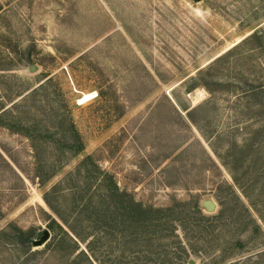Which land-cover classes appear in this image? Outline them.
I'll return each mask as SVG.
<instances>
[{"label":"rangeland","instance_id":"obj_1","mask_svg":"<svg viewBox=\"0 0 264 264\" xmlns=\"http://www.w3.org/2000/svg\"><path fill=\"white\" fill-rule=\"evenodd\" d=\"M0 109L52 132L0 126V264L28 255L18 229L34 250L51 241L53 187L66 219L94 194L75 228L87 240L76 254L89 248L95 264H264V0H0ZM108 178L124 199L187 215L179 237L116 240L123 227L99 198Z\"/></svg>","mask_w":264,"mask_h":264},{"label":"trees","instance_id":"obj_2","mask_svg":"<svg viewBox=\"0 0 264 264\" xmlns=\"http://www.w3.org/2000/svg\"><path fill=\"white\" fill-rule=\"evenodd\" d=\"M11 112L12 109H0V126L2 125L4 127L12 129L17 133H22L33 141H39L42 136L48 138L51 137L50 135L52 134V132L50 131L41 136V134H39V132L41 131L40 128H37L33 125L31 126L29 123H24L22 121L7 120L8 117L11 116ZM72 127L74 130L75 138H72V140L69 141L67 148L75 153L80 154L84 151V144L81 140L80 134L75 129L73 124ZM87 160H90V157H86L84 162ZM40 183V186H44L47 183V179L42 178ZM77 189H79V187ZM56 191L57 187H53L52 191L45 192L44 199L48 206L61 218V222L56 218H52L49 222V227L54 235L51 241L43 250H34L32 244L30 243L32 242L30 234H28L27 231L25 232L18 229L20 231L19 238L22 245L26 248V245H28L29 243V247H27V249L22 252L23 255H28L25 256L19 264H28L30 260L29 255L33 258L46 254H55L56 256L58 255L62 257L65 254L71 257V255H75L80 249L81 242L86 240V236H83L76 230L75 224L83 223V221L90 215L92 207L98 208V206L94 205L93 203L94 194L89 196L88 199H86V197L81 199V201L77 205L74 216L66 219L61 216L59 210L53 205L51 201V196L55 194ZM103 191V194H101V197H99L100 201L106 202V204L108 201L107 208L115 215L114 218L116 220H114V222L119 220L120 225L123 227L121 230V234H116V240H127L131 243H138L144 240H147L149 242H159L164 240L165 238H170V235L173 238H178L179 235L177 234V230L179 228V225L177 224V221L183 223L188 220L187 215H182V217L177 216V214L174 213V211L171 212L170 209H160L152 206L148 207L136 201L134 198L124 199L129 194L127 192L121 191L117 183H115L111 178L107 179ZM195 213H201L199 205L194 207L193 212H191L189 217L194 219L195 217L192 214ZM201 217L204 216L201 215ZM107 233H109L107 232V229L105 230L104 234L99 232V230L89 232L87 234V237L91 236L93 237V240H91L88 245L99 242L98 240L103 239V236L105 235L107 236ZM112 235L114 236L115 232H113ZM96 237L98 240H95ZM177 243H179V246H181V250L178 251L177 249H173V253L179 256V260L185 259L187 257V252L182 240H177ZM64 247H66V251L67 248H69L66 253H64ZM90 251L93 250L90 249ZM76 255L77 256L74 258L75 264H82L86 262L88 264H95V261H97L94 252H92V254L89 253V248L88 251L82 249ZM153 255L157 260L161 254L156 251V253H153Z\"/></svg>","mask_w":264,"mask_h":264},{"label":"water","instance_id":"obj_3","mask_svg":"<svg viewBox=\"0 0 264 264\" xmlns=\"http://www.w3.org/2000/svg\"><path fill=\"white\" fill-rule=\"evenodd\" d=\"M204 205L206 206V208L210 211H213L216 208V205L213 201H205ZM47 239V237H44L41 240H36L35 245L36 246H40L44 243V241Z\"/></svg>","mask_w":264,"mask_h":264},{"label":"bare ground","instance_id":"obj_4","mask_svg":"<svg viewBox=\"0 0 264 264\" xmlns=\"http://www.w3.org/2000/svg\"><path fill=\"white\" fill-rule=\"evenodd\" d=\"M97 94V93H96ZM96 95H95V92H90V93H85L81 98H80V101L81 103H86L88 101H90L92 98H94Z\"/></svg>","mask_w":264,"mask_h":264}]
</instances>
